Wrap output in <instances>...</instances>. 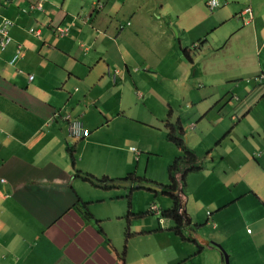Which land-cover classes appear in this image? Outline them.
<instances>
[{
    "label": "crops",
    "instance_id": "obj_1",
    "mask_svg": "<svg viewBox=\"0 0 264 264\" xmlns=\"http://www.w3.org/2000/svg\"><path fill=\"white\" fill-rule=\"evenodd\" d=\"M222 1L230 2L223 9L228 13L208 18L195 15L202 0H77L60 9L44 1L33 11L25 10L27 0L17 6V0H0V17L12 22L11 43L0 50V264H224L221 249L230 264H264V0ZM202 20L209 21L203 32ZM55 26L68 29L64 37ZM219 26L224 33L216 41L208 32ZM26 34L38 39L36 45ZM18 45L22 57L11 64ZM198 80L207 83L209 95L198 92ZM213 92L216 103L202 108ZM187 99L198 105L202 124L225 132L210 154L223 152L206 166L220 170L221 178L192 186L208 195L218 187L213 201L219 214L209 219V233L190 226L181 185L183 231L161 214L157 225L148 216L132 219L134 200L124 206L115 192L132 187L118 180L131 173L106 171L117 164L130 170V163L105 150L134 148L131 136L140 132L142 153L169 161L174 149L165 124L183 130L171 105ZM66 116L80 120L89 135L70 138ZM76 171L124 185L96 187L76 178ZM132 176L136 190L162 192L152 179ZM111 208L119 215L110 221ZM126 210L132 235L122 250L105 233L112 224L124 227Z\"/></svg>",
    "mask_w": 264,
    "mask_h": 264
},
{
    "label": "rangeland",
    "instance_id": "obj_2",
    "mask_svg": "<svg viewBox=\"0 0 264 264\" xmlns=\"http://www.w3.org/2000/svg\"><path fill=\"white\" fill-rule=\"evenodd\" d=\"M17 1L18 2L13 3L14 6H17V3H19L20 5L21 4L24 5L25 3V0H17ZM44 1L49 3V5H52L55 8L57 7L59 9L62 7L66 8L67 6H72L70 2L78 3L77 0H58V1L57 0H44ZM95 1L96 0H94V5H95ZM206 1L207 0H202V3L199 4L201 8L199 7L194 8V10H197L195 13L196 16L198 15H200L201 17L208 16L209 18V15H212V14H215L216 16L221 13L222 14L228 13V11L223 10L230 3L228 2V0H227L228 3H225L224 1H222L220 7L212 11L209 10L208 7L206 6ZM47 3H45L46 7L44 10L46 12H51V9L48 7ZM230 8L236 9L237 4L233 3ZM233 16L234 15H232V17ZM248 16L251 17V15H248ZM78 17L79 16L75 18L79 20ZM38 19L39 18H37V20ZM203 21L204 20L200 22L201 32L204 31L203 28H207V25L209 23V21H205V22ZM235 21L240 22L241 24L240 19L235 18ZM38 23L40 24L42 22L39 20ZM32 26L34 28H40L39 25L35 26V24H33ZM56 27L57 26H55L54 28ZM63 28H66V27L63 26ZM223 33L224 32H223L222 26H219L215 28L214 30H210L208 32V36L210 38L214 37V39L217 41L223 38ZM25 37H26L27 42H29V44L36 45V42L38 41V39L35 38V36L26 34ZM46 40L49 42H52L54 38L50 34L46 37ZM211 73L213 74V71ZM214 75H216L217 77H220V72L218 69L214 71ZM57 77L59 76H54L53 78H57ZM198 81L202 83V86H200V89H198V92L199 93L201 92L204 95L207 94L209 90L207 83H204L202 80H198ZM217 83L219 84L220 81ZM207 95H209V93ZM218 95H219V91H218ZM216 101H217V95L215 94V92H213L207 99L201 101L200 106L205 109L207 107L210 108L216 103ZM179 103L180 104H178V106L177 105L173 106L170 104L171 109L174 114L173 121L175 123L176 122L175 120L178 119V117H180L181 119L180 123L184 130V134L182 136L184 138L185 144L188 148L189 147L192 148V149L190 148L189 149L192 150L194 154L197 156L198 166L202 168L201 172H198V173L190 172L187 174V177H186L187 186H185V188H183V184H180L182 186V195H184L186 197V200L188 201V204L186 206V214L188 217L191 218L190 226L193 229H196L195 226L199 225L197 226L199 227L198 231H203L204 229L205 231L209 233V232H212V228L209 229V226L211 227L213 226L212 222L209 219H211L212 215L219 214L218 212L219 208L216 205V203H214L213 201V197H215L216 199L215 195L218 196V187L214 186L210 188L213 194L210 193V195H208V193L204 191V189L200 190L202 188H200L199 191L196 190V192H194V190H192V186L193 185L202 186L201 182H205L208 179H211L210 180L211 182V181H219V179L221 178L222 174L220 170H214V169L211 170L210 167H206V166L207 165L210 166L211 158L216 157L218 152L219 153L223 152L221 148H215L210 154L212 148H214L216 144L221 142L225 132H223L222 134L221 133L217 134L216 132L213 131V129H211V126L205 123L202 124V122L199 121V118L202 115L200 113L199 107L198 105L193 104L191 100L189 99L185 101L179 100ZM138 106L139 104L137 103L135 108ZM136 109H139V108H136ZM157 124L158 126L160 125L159 122H157ZM195 124L197 125V127L195 129H192V125H195ZM143 130L147 132H151V133L154 132L152 129L147 128V127H143ZM139 135L134 134L131 136V139H130L131 143H133L134 145L133 146L134 149L138 151V154L136 152L131 151L130 146H121L122 148L118 146V148H115V149L109 148L105 150V152L110 155L114 154L120 157L122 160L125 161V163L126 162L130 163V167H131L130 170H128V172H122L121 170L122 165L117 164V165H108L106 171H109V174H112V175H114L115 173H118V175H120L121 177H125L129 173L131 174L133 173L135 174L136 177H139L141 180L144 178L146 180L152 179L153 181L161 185L162 188L165 186H168L169 184L168 167L170 166L173 159L177 155H181V151L178 148H176V146L173 143L170 142L169 147L174 149V150H171L174 153V155L170 158L169 161L166 160L167 157L163 154H161L158 157L149 158V154H148L149 152L147 150H144L142 153V151L140 150L141 146H139L141 144L139 143L137 144V139L143 138L142 132H140ZM207 139H210V140L206 142ZM207 145H209V147ZM162 148H165V147L162 146ZM139 151H141V153H139ZM98 169H97L98 173L104 172L100 168ZM201 175H204V176L202 177ZM116 180L117 179H115V181ZM135 187H137V183L133 182L132 187L129 186V188H125V189L122 188V189L116 190L115 192H121L123 195L122 197H118L119 198L118 203H125L124 206H126L127 203H130L131 200H134L133 205L135 208L133 211L134 216H132V219L135 217L148 216L149 219H152L155 225H157L156 219L158 218L157 216H160V214L159 215L150 214L149 211L151 210L153 205L156 206L159 212L169 209L172 206L171 200L166 195H165L166 197L162 195L161 192H159L155 196L154 194H149L145 191L136 190ZM108 193H111V192H108ZM130 193L132 194L131 196H129ZM127 207H128V204H127ZM128 211L126 210L122 217V220L124 221V227H122L119 223L112 224L109 226V231L105 233L108 236V238L114 243V245L121 247L122 250H124L128 246V241L131 239L129 238V236L132 235V233L129 232V227H128V221L130 220L128 218V213L130 211L129 212ZM223 212H225V210H223ZM118 215H119V212L116 209H113V208L110 209V221ZM105 220L106 219H103L102 221L100 219V223L102 224L103 222H105ZM118 220H121V217H118ZM163 227H166L165 223L163 224ZM103 229L105 230V228ZM129 246L130 247L133 246V243H130ZM223 251L228 257V261H229L228 252L225 249ZM229 264H230V261H229Z\"/></svg>",
    "mask_w": 264,
    "mask_h": 264
},
{
    "label": "trees",
    "instance_id": "obj_3",
    "mask_svg": "<svg viewBox=\"0 0 264 264\" xmlns=\"http://www.w3.org/2000/svg\"><path fill=\"white\" fill-rule=\"evenodd\" d=\"M27 1L29 2V4L25 8V10L33 11V10H36V8L33 9L32 7L36 6L40 0H27ZM58 27H60V26H57L56 28L53 29L54 32ZM8 35H9V30H8ZM18 46L20 47V50H21V46L20 45H18ZM18 46H17V48H18ZM17 48H16V50H17ZM166 127L168 128V134H167L168 140L171 143H173L181 151V155L174 158V160L172 161V163L168 167V178H169L168 186L163 187L161 190L162 191L161 193L163 195H166L167 197L170 198V200L172 202V206L169 209L161 211V213L158 211V209H157V211H154L151 209L149 212L151 214H157V215L161 214L162 218L172 219L175 223L176 230L177 231H180V230L183 231L184 228L182 227V217H181L180 212H179V205H178L179 200H178V196H177V188L180 184H184L185 178H186L188 173L199 170L200 167L196 165V162H197L196 155L185 144L184 138L182 136L184 131L182 130L181 126L166 123ZM74 175L76 178H79L82 181L88 182V183H90L96 187L108 188V189L115 187V185L113 186L111 184L115 180L109 179L107 177L96 178L91 174L82 173L79 171H76ZM118 180L119 181L136 182V181H134L132 174H129L125 178L118 179Z\"/></svg>",
    "mask_w": 264,
    "mask_h": 264
},
{
    "label": "built area",
    "instance_id": "obj_4",
    "mask_svg": "<svg viewBox=\"0 0 264 264\" xmlns=\"http://www.w3.org/2000/svg\"><path fill=\"white\" fill-rule=\"evenodd\" d=\"M216 0H210L207 3L209 9H213L217 6ZM36 10H42V3L39 1L36 6L32 7ZM12 26V22L6 18L0 17V50H3L10 42L11 38L8 35V30ZM57 31L62 36L65 33V30L58 28ZM22 56L20 47L18 46L15 55L12 58L11 63H14ZM29 79H32V76H29ZM64 120L67 122V133L68 136L74 139H82L89 135V132L86 128H84L82 122L77 119H72L69 116L64 117ZM134 151V150H133ZM154 211H157V208L153 206L151 208ZM249 232V230H248Z\"/></svg>",
    "mask_w": 264,
    "mask_h": 264
},
{
    "label": "clouds",
    "instance_id": "obj_5",
    "mask_svg": "<svg viewBox=\"0 0 264 264\" xmlns=\"http://www.w3.org/2000/svg\"><path fill=\"white\" fill-rule=\"evenodd\" d=\"M209 1H210V0H207V1H206V6H207V3H208ZM96 2H98V0H96ZM216 2H217L218 5H217L215 8H213V9H209V8H208V9L212 11V10H215V9L219 8L220 5H221V2H220V0H216ZM41 3H42V1H41ZM207 7H208V6H207ZM246 12L249 13V14L251 15L250 10H247ZM2 18H4V17H2ZM251 18H252V17H251ZM8 20H9V19H8ZM58 28L65 30V33H63L62 36H61V35L59 34V32L57 31ZM58 28L55 30V34H56L58 37H64L65 34L67 33L68 29L63 28V27H58ZM28 31H29L30 33H33V34L36 35V36L39 35V31H38V30H33V29L30 28ZM4 49H5V48H4ZM4 49H3V50H4ZM21 53H22V51H21ZM22 54H23V53H22ZM14 55H15V54H14ZM21 57H22V56H21ZM21 57H20V58H21ZM12 58H13V57H12ZM20 58H19V59H20ZM19 59H18V60H19ZM11 61H12V59H11ZM16 61H17V60H16ZM16 61H15V62H16ZM15 62H14V63H15ZM10 63H11V62H10ZM11 64H13V63H11ZM29 76H31V75H28V78H29ZM32 78H33V76H32ZM29 80H30V79H29ZM31 80H32V79H31ZM63 120H64V118H63ZM64 121H65V120H64ZM66 123H67V122H66ZM66 128H67V126H66ZM67 134H68V133H67ZM69 137H70V136H69ZM70 138H71V137H70ZM85 138H86V137H85ZM73 139H74V138H73ZM82 139H83V138H82ZM77 140H80V139H77ZM133 150H134V151H133ZM131 151L136 152V153L138 154V151H136V149H134V148H131ZM158 211H159V210H158ZM221 251L223 252L222 249H221ZM223 254H224V253H223Z\"/></svg>",
    "mask_w": 264,
    "mask_h": 264
},
{
    "label": "water",
    "instance_id": "obj_6",
    "mask_svg": "<svg viewBox=\"0 0 264 264\" xmlns=\"http://www.w3.org/2000/svg\"><path fill=\"white\" fill-rule=\"evenodd\" d=\"M123 183H120V182H115V183H113V185H116V186H118V185H122ZM124 185V184H123ZM125 185H128V184H125ZM151 189H153V190H157V191H159L160 189L159 188H157V187H150ZM223 253H224V251H223ZM223 260H224V264H229V261H228V257L226 256V254L224 253L223 254Z\"/></svg>",
    "mask_w": 264,
    "mask_h": 264
}]
</instances>
